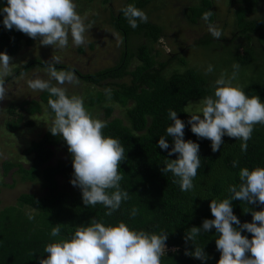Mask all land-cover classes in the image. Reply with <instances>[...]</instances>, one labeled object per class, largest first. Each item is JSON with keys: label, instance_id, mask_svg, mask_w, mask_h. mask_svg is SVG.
Instances as JSON below:
<instances>
[{"label": "trees", "instance_id": "obj_1", "mask_svg": "<svg viewBox=\"0 0 264 264\" xmlns=\"http://www.w3.org/2000/svg\"><path fill=\"white\" fill-rule=\"evenodd\" d=\"M150 1L125 0L118 11L111 14L110 25L123 39L120 56L114 65L89 73H81L69 65H55L63 70L73 71L84 82L104 88V92L97 93L90 101L96 104L108 102L103 105L107 127L102 131L105 135L119 139L125 149V159L119 163L118 171L122 175L121 188L129 192V199L122 202L120 209L111 216L104 215L105 208L102 205H83L80 190L69 183L72 167L67 146L59 136H52L46 128L37 140L31 141L23 149V155L29 157L27 166L9 160L1 164L3 173L15 166V172L20 174L21 180L40 179L44 193H20L17 196L18 206L0 209V264H38V259L47 256L43 253L45 244L59 238L50 237L51 227L61 224V237H66L74 231V227L88 223L91 218L105 224L123 221L131 228L146 232L165 231V244L174 250L167 251L161 257V264H202L191 255H185L186 250H193L191 242L186 243L184 240L186 231L193 226L199 227L205 218H213L209 209L210 200L223 199L229 195L226 191L228 185L239 183L240 167H264V125L254 126L252 139L248 141L244 153L240 152V141L227 136L222 137L223 143L213 153L210 141L197 139L186 125L184 139H191L199 144L200 167L193 181V190L181 192L178 184L172 182L174 178L170 173H161L160 169L166 159L176 158L175 154L168 156L166 151L156 146L157 140L165 134L166 127L171 123L167 116L168 110L177 111V118L187 120L189 115L185 113V104L189 100L211 95L213 88L210 86L211 82L192 67L165 75L163 69L167 62H157L155 58L159 53L156 45L163 37V30L158 24L147 20L138 23L135 29L129 27L121 9L127 4L142 9ZM230 1L236 4L238 32L227 40L244 36L249 43L253 34L262 37L264 14L255 19H248L247 15L258 5L264 8V0ZM211 5L212 0H199L191 5L188 8L190 22L202 20V13L212 11ZM212 20L213 15L210 22ZM205 41L202 37L196 43ZM22 42L31 45L32 39L17 30H5L0 24V51L12 58ZM241 44L236 46L234 59L241 65H247L253 59L254 46L244 44L247 46L241 47ZM78 50L82 51V47ZM133 60L136 62L131 66ZM45 62L47 61L31 58L14 67L12 74L4 79L19 76L36 66L45 67ZM263 83L249 82L243 90L247 95H257L264 101ZM105 89H111L110 99L106 98ZM48 98L46 91L41 92L39 101L11 105L8 112L12 113L18 107L29 115H34L41 113L43 106L52 114L47 108ZM114 104L125 108V122L119 117H110ZM21 120L22 115H18L17 119L6 121V128L16 131ZM31 124L30 120L24 122L26 126ZM168 140L171 147V138ZM55 148L60 149L64 157L51 163ZM233 159L238 160L236 168L231 165ZM24 206L35 212L26 215L22 209ZM132 207L138 211L135 217L130 218L128 213ZM261 207L246 205L239 200L232 201L233 213L241 223L251 222V213L245 211L249 208L259 211ZM29 215L32 216L31 220L28 219ZM241 234L251 238L250 233L242 231ZM215 238V230L211 229L198 236L195 241V246L203 247L207 254L208 259L204 264H216L219 259Z\"/></svg>", "mask_w": 264, "mask_h": 264}, {"label": "clouds", "instance_id": "obj_2", "mask_svg": "<svg viewBox=\"0 0 264 264\" xmlns=\"http://www.w3.org/2000/svg\"><path fill=\"white\" fill-rule=\"evenodd\" d=\"M121 12L132 29L148 20L146 13L133 4H127ZM212 15V11H205L201 19L210 36L219 40L222 31L210 22ZM84 21L76 11L74 0H0V24L5 30L39 38L41 46H52L54 50L66 48L69 37L73 46L85 44L90 26ZM10 60L6 52L0 51V101L6 99L9 92L4 78L10 73ZM60 62L59 57L52 56L45 62L47 78L34 76L26 81L27 87L48 93L47 108L52 117L47 130L52 136H59L67 146L72 167L69 183L80 190L83 205H102L104 215L111 216L129 199V192L121 188L122 175L118 171L119 163L125 159V149L119 139L103 133L107 121L94 117L82 97L68 94L65 85L74 86L79 81L73 71L57 70L55 65ZM231 68L230 73L221 71L211 82L212 94L203 97L196 112H185L190 114L187 120L177 118V111L168 110L171 123L156 146L168 156L175 154V159H166L160 171L170 173L174 178L172 182L178 184L181 192L193 190L200 167L199 144L184 139L186 125L197 139L210 141L213 153L219 150L224 136L239 140L240 152L244 153L254 126L264 125V101L257 95H247L239 83H234L238 80L240 66L233 63ZM203 71L205 76L211 74L212 64H207ZM105 95L110 99L111 89H105ZM231 165L236 168L238 160L233 159ZM238 179V184L228 185L226 198L210 200L213 218H205L199 227L186 231L184 240L191 242L193 250H186L185 255L204 264L207 254L203 247L195 246V241L214 229L215 248L220 253L216 264H264V167H240ZM234 200L262 207L259 211L250 208L245 211L251 213V222L241 223L232 210ZM137 211L132 207L129 217H135ZM242 231L250 233L251 238L242 235ZM49 235L59 238L45 244L43 253L47 256L38 259V264H161L167 240L165 231L146 232L131 228L123 221L105 224L95 218L74 227L66 237H61V224H56Z\"/></svg>", "mask_w": 264, "mask_h": 264}, {"label": "rangeland", "instance_id": "obj_3", "mask_svg": "<svg viewBox=\"0 0 264 264\" xmlns=\"http://www.w3.org/2000/svg\"><path fill=\"white\" fill-rule=\"evenodd\" d=\"M125 0H74L76 11L85 18V24L90 26L86 33L87 42L79 47L69 44L61 50H54L52 46H41L39 38L32 39V44L21 43L15 56L10 60V74L13 68L24 64L31 58H38L44 61H50L52 56L60 58L58 65H69L81 73L94 72L96 70L114 65L122 50V36L110 25V16L116 13ZM199 0H151L143 10L148 20L158 24L163 30V37L159 40L156 49L159 53L156 55L157 62H167L163 72L165 75L174 72H181L186 68H195L201 75L212 82L221 71L230 73L231 65L237 63L240 66L238 80L243 89L246 84L252 81L264 82V33L262 37L256 34L251 36V41L247 43L244 36H236L232 41L227 40L238 31L236 26V4L230 0H212L213 20L217 27L222 31V37L216 40L210 36L207 26L203 20L195 23L190 22L188 18V8L198 3ZM264 14V8L256 6L254 11L247 15L248 19L259 18ZM204 37L205 42L196 43ZM253 45V59L247 65H241L234 59L236 46ZM91 45V46H90ZM179 61H184L181 64ZM136 61L133 60L132 65ZM207 64H212L213 72L207 76L204 75V68ZM57 70H63L56 67ZM74 73V72H73ZM34 76L47 78L44 67H33L28 72L5 80L8 89L7 98L0 101V209L7 206H18L17 196L20 193H44L40 179L35 181L21 180L20 174L15 172L16 167H12L6 173H3L2 163L5 160L12 162H21L27 166L29 157L23 155V149L33 140H37L50 126L52 114L42 106V112L29 115L26 111L14 108L13 112H8L11 105H19L26 101H39L40 91H32L27 87L26 81ZM78 78V77H77ZM126 80V78H125ZM79 83L65 85L68 94L78 95L83 98L85 107L90 113L101 120H105L103 105L108 102L96 104L90 101L97 93L104 92L101 86L92 85L78 78ZM53 83H55L53 81ZM264 84V83H263ZM202 99H192L185 104V111L196 112L200 107ZM26 107V105H24ZM125 108L117 104L113 105L110 117H119L124 120ZM190 115L189 113H187ZM22 115L19 128L16 131H10L6 128L5 122L17 119ZM32 121L30 126L24 125L26 121ZM63 152L55 148L51 163L57 158H63ZM59 181V177L57 178ZM23 211L26 215L35 212L24 206ZM174 250L173 247H167V251Z\"/></svg>", "mask_w": 264, "mask_h": 264}]
</instances>
